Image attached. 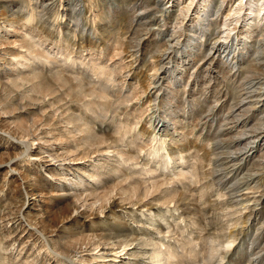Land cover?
<instances>
[{
  "label": "rangeland",
  "instance_id": "rangeland-1",
  "mask_svg": "<svg viewBox=\"0 0 264 264\" xmlns=\"http://www.w3.org/2000/svg\"><path fill=\"white\" fill-rule=\"evenodd\" d=\"M188 1L0 0V264H264V7Z\"/></svg>",
  "mask_w": 264,
  "mask_h": 264
},
{
  "label": "bare ground",
  "instance_id": "bare-ground-1",
  "mask_svg": "<svg viewBox=\"0 0 264 264\" xmlns=\"http://www.w3.org/2000/svg\"><path fill=\"white\" fill-rule=\"evenodd\" d=\"M209 1L210 0H201V3H200V6H199V9H197V11H196V16L195 17H201L202 15L201 14H203V13H205L204 12V10H205V8L208 6V4H209ZM221 1V0H220ZM244 1V2H243ZM259 0H239V2L236 4V6L235 7H233V8H231V9H229V12H227L225 15H224V17L222 18V26L221 27H225L224 29L226 30V32H225V35H224V37L223 38H227L228 36H229V32H227L228 31V29H226V24H227V21H228V18L230 17V18H232L235 22H241V23H243V25H242V27H244L245 28V34H244V38H248V37H250V35H249V33L252 31V28H254L255 26H257L258 25V23L261 21V19H262V16H261V14H260V10L264 7V0H260L259 2H258ZM191 2H192V0H189L186 4H184V5H182V6H180V8H179V13H181V14H185V11L186 10H188L189 9V7H190V5H191ZM158 7V6H157ZM242 10L244 11V12H242ZM246 11V12H245ZM199 13H200V15H199ZM31 14H30V16H28V18L26 19L28 22L31 20ZM182 16V15H181ZM179 17L180 19L178 20V22H177V24L178 25H180L181 26V23L183 22V20H184V17ZM185 16V15H184ZM178 17V16H177ZM204 17V16H203ZM14 22V21H13ZM176 23V22H175ZM180 26H177L176 25V27H174V28H177V27H180ZM218 27V26H217ZM174 28H173V31L175 32V31H177V29L176 30H174ZM18 27L16 26H14L13 24H11V25H9V28L7 29V30H12V31H14V32H16V31H18ZM218 29V28H217ZM220 30H221V28H220ZM222 31V30H221ZM176 33V32H175ZM172 34H173V32H172ZM25 35V34H24ZM173 36V35H172ZM222 37V36H221ZM4 38V37H3ZM239 38V35L238 34H236V39H238ZM262 38V37H261ZM23 39V38H22ZM21 39V40H22ZM215 40L216 39H214L213 40V42H212V45L210 46V48L212 49L213 48V50L215 49V50H217V52H221L223 55H222V57L224 56L225 58H227L228 56H229V58H233L231 61V66L233 67V66H235L236 64H234L235 63V55H233V52L235 51V44L233 43L234 42V40L231 38L230 39V41H232L231 43H230V41H229V45L227 44H222V42H221V44L218 46V47H215ZM245 40V39H244ZM248 40V39H247ZM5 41V40H4ZM7 41V43L9 44V43H11V42H15V41H10V40H6ZM1 44L3 43V42H0ZM6 43V44H7ZM244 43V42H243ZM5 44V43H4ZM251 44V43H250ZM263 44V43H262ZM9 46V45H8ZM22 48H25V50H26V53H24V54H18V55H20L22 58H23V61H15V63H20L21 65H23V66H28L29 65V63L31 62H29V60L30 59H38V61H51L52 59V55H50V52H48V51H40V52H35L32 48H33V46H36L35 44H30V43H28V42H26V41H24V44H21L20 45ZM262 46H264V45H262ZM59 47V46H58ZM243 48V47H242ZM11 49V48H10ZM35 49V48H34ZM9 50V49H8ZM23 50V49H22ZM24 50V51H25ZM39 50V49H38ZM41 50V49H40ZM238 50V49H237ZM3 52H4V50H3ZM237 52V51H236ZM256 52V51H255ZM34 55V56H33ZM72 63L74 62V61H71ZM70 62V63H71ZM230 66V67H231ZM104 69V68H103ZM101 71H99V73H100ZM112 72H113V69H110L109 70V72L107 73V75H106V77L107 76H109V75H111L112 74ZM102 73H104V72H102ZM110 76H109V80H110ZM29 77H27V76H23V75H21V76H19L18 77V80L16 81L17 83H23V82H25V81H29ZM248 82V85L246 86L247 87V90L246 91H249L250 93H252V91H253V89H255L256 88V85H255V83H258L259 81L257 80V81H253L252 79H250L249 78V80L247 81ZM29 83V82H28ZM35 88V87H34ZM243 100V99H242ZM5 103V102H4ZM240 103V102H239ZM0 110L2 109V111H4L5 113L6 112H10V110L9 111H7L6 109L8 108L7 106H6V104H3L2 102H0ZM12 107V106H11ZM86 121V120H85ZM153 123V122H152ZM151 140H154L155 141V143L153 144V149L154 150H156V151H159V149H164V139H156V135L155 134H153V136L151 137ZM218 141V140H217ZM26 143V142H25ZM28 146V145H27ZM165 156H166V160L164 161V164H165V166L168 164V159H169V153H167L166 152V154H165ZM167 167V166H166ZM95 175V174H94ZM92 176V175H91ZM83 181V179H81V178H78V180H77V182L75 183V184H80L81 182ZM160 252V251H159ZM122 253H126V247H123V248H121V250H120V252H119V254L118 253H116V255L114 256V258H113V261H116L117 259V256H120ZM155 253H157V252H155ZM99 256H101L102 258H104V256L103 255H99ZM155 258H158V255H156V256H154Z\"/></svg>",
  "mask_w": 264,
  "mask_h": 264
}]
</instances>
